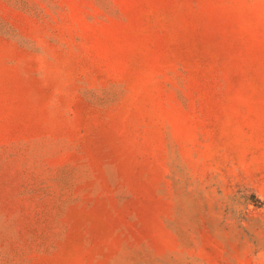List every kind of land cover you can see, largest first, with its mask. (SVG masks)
I'll use <instances>...</instances> for the list:
<instances>
[{"label": "rangeland", "instance_id": "374dc122", "mask_svg": "<svg viewBox=\"0 0 264 264\" xmlns=\"http://www.w3.org/2000/svg\"><path fill=\"white\" fill-rule=\"evenodd\" d=\"M0 264H264V0H0Z\"/></svg>", "mask_w": 264, "mask_h": 264}]
</instances>
